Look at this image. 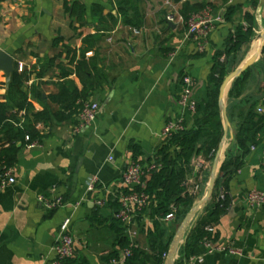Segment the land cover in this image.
<instances>
[{
  "label": "crops",
  "instance_id": "0c3cea01",
  "mask_svg": "<svg viewBox=\"0 0 264 264\" xmlns=\"http://www.w3.org/2000/svg\"><path fill=\"white\" fill-rule=\"evenodd\" d=\"M66 1L86 7L83 22L66 12ZM250 1L138 0L143 24L135 29L124 24L111 0H0V50L14 57L17 72L21 65L23 71L32 73L28 86L35 94L29 99L36 111L45 104L36 96L46 100L57 93L63 73H71L70 79L82 88L66 59L67 48L79 51L83 39L98 30L105 35L97 52L108 78V85L90 99L98 102L101 110L93 123L82 125L79 117L53 120L49 126H42V143L20 151L14 167L16 183L0 191V264L50 263L55 258L60 226L68 218L76 241L75 256L68 264H108L118 248L115 222L121 209L120 185L127 166L136 162L133 147L139 150L138 162L155 161L165 144L163 129L178 112L186 74L192 78L195 100L205 109L214 57L222 53L221 61L226 59L228 40L239 26H251L253 36L249 46L240 48L241 62L234 71L258 53L264 32V0H258L257 7ZM186 4L187 14L210 6L224 16V23L212 33L204 52H198L184 25L166 20L170 12L181 13ZM94 5L103 7L102 14L94 13ZM239 6L242 8L229 13ZM246 15H251L252 25ZM57 38L63 41L55 46ZM94 52H88L87 58ZM231 88L224 97L230 126L227 135L224 126L216 179L229 154L234 159L240 157L243 166L225 190L227 213L212 226V234L218 236L211 241L213 249L199 247L187 264H197V257L203 264H264V204L252 207L248 200L252 191L264 193V114L258 113L264 108L263 53L251 67L240 94L231 97ZM8 91L5 74L0 71V102H8ZM46 105L52 106L48 101ZM198 117L186 113V126L192 128ZM248 119L249 140L239 149L235 137ZM214 162L204 161L200 192L193 193L191 212L206 195ZM92 185L95 190L90 192ZM42 196L49 202L63 198L65 203L48 209L40 201ZM182 224L163 221L164 243L172 237V246ZM151 225L148 213L142 210L124 224L129 242L147 253L151 251L147 234ZM128 230L135 234L132 238Z\"/></svg>",
  "mask_w": 264,
  "mask_h": 264
},
{
  "label": "trees",
  "instance_id": "16d2710c",
  "mask_svg": "<svg viewBox=\"0 0 264 264\" xmlns=\"http://www.w3.org/2000/svg\"><path fill=\"white\" fill-rule=\"evenodd\" d=\"M111 2L116 6L117 13L123 18L124 24L135 29L141 28L143 19L138 0H111ZM250 5L257 7L258 0H251ZM187 7H189L188 4L184 5V10L181 12V15L186 18L206 6L199 7L190 14L185 11ZM241 8V6L231 8L229 13ZM93 9L96 15L102 14L104 10L100 5H94ZM65 10L71 17L77 16V20L83 22L86 12L84 5L77 2L70 5L66 1ZM112 18L114 17L112 16ZM245 19L249 25H252L251 15H246ZM104 36L101 30H98L96 34L87 35L83 39V45L79 51L67 48L66 59L68 64L74 67L73 73L80 80L82 88H79L75 81L70 79L71 73H63L60 75L57 93L49 95L46 100H43L40 94L36 96L37 99L42 100L43 104L45 103L41 111H36L29 99L30 94H35L33 89L28 86L32 73L16 71L13 75L8 91V102H0V176H3L7 169L17 165L18 155L24 147L42 143L45 134L38 129L39 125L45 127L49 126L53 120L64 122L79 117L91 97L108 85L106 70L101 66L97 52V47ZM252 36L251 26L244 27L242 25L236 29L228 40L226 59L221 61V57L224 55L222 53L214 57L215 64L209 78V101L205 109L198 105L197 115L200 117L197 118L192 128L186 126L184 131L165 141V144L159 149L155 161L162 165L161 170L151 173L145 179L144 187L138 189L144 191L150 199L148 207L142 211L147 212L152 221L147 232L151 251L147 253L134 247L131 257L125 264H165L170 252L172 237L164 243L162 239V236L165 235L162 227L163 221L170 213L174 212V221L179 224L183 223L193 208L195 199L193 193L203 172V170L196 169L194 162L200 157H204L206 162L210 163L216 159L224 137V124L219 102L221 87L231 72L229 66H231L232 56L235 57L239 53L242 45L249 46ZM62 41V38H57L54 45L57 46ZM91 51H95L94 56L87 58V53ZM262 53L264 59V47ZM250 71L251 68L232 84L231 97L240 94ZM47 101L52 106L46 105ZM22 113L24 114L22 115ZM249 120L240 128L235 137V145L239 149L246 146L249 140L251 122ZM132 153L133 160L138 162L139 150L133 147ZM242 166L243 161L240 157L234 159L230 154L228 155L216 179L212 198L195 216L181 246L180 258L175 264H187L196 255L197 249L203 246L205 239L213 241L218 237L216 234L208 232L207 228L217 225L227 213L228 196L225 194V190L232 177ZM220 191H223L222 196ZM115 223L118 226V248L111 257L117 256L119 250L127 249L131 245L124 232L122 221L117 219Z\"/></svg>",
  "mask_w": 264,
  "mask_h": 264
},
{
  "label": "built area",
  "instance_id": "2783aa9c",
  "mask_svg": "<svg viewBox=\"0 0 264 264\" xmlns=\"http://www.w3.org/2000/svg\"><path fill=\"white\" fill-rule=\"evenodd\" d=\"M166 20L171 24H181L186 27L189 39L196 43L198 52H204L208 45V39L212 33L224 23V16L220 13H216L210 6H206L204 9L190 14L187 18L182 16L181 13L174 11L170 12ZM19 72H23V67L20 65ZM178 112L171 116L167 121L165 128L163 129L164 141L172 139L178 133L186 129L185 114L189 113L197 115L198 103L193 96V81L190 75L186 74L182 79V92L177 102ZM100 104L96 101H90L85 104L80 115L79 120L82 125L93 123L99 116ZM259 114H264V108L258 109ZM24 113H22L23 115ZM38 129L43 131L42 125L38 126ZM29 140V137H27ZM255 147H251L254 150ZM264 165V164H263ZM162 165L156 163V161L142 163L132 162L130 163L123 173L122 181L120 185V204L121 209L117 214V219L121 220L123 224L127 225L131 222L132 216L138 210H142L149 205V196L144 191L138 189L144 187L145 179L153 172L161 170ZM0 191L16 183V177L14 168L7 169L3 176H0ZM95 186L89 187V191L93 192ZM195 193L200 192V186H196ZM249 203L252 207H259L264 204V193L261 191H252L248 197ZM40 201L44 202L48 209H55L62 206L65 202L63 198H58L54 202L47 201L43 196L40 197ZM102 204V202H99ZM175 219V214L170 213L165 220L172 221ZM72 221L71 219H65L60 226L56 244L54 247L55 258L48 264H68V262L74 258L76 253V241L71 232ZM207 231L212 233L214 228L212 226L207 228ZM135 234L128 230V236L132 238ZM203 246L213 249L211 240L205 239ZM134 245L131 243L130 247L124 250H119L118 255L111 257L108 264H125L127 259L132 255V249ZM222 251H227L224 246L219 247ZM235 253V251H230ZM196 259V258H195ZM197 264H203V259L198 258Z\"/></svg>",
  "mask_w": 264,
  "mask_h": 264
},
{
  "label": "water",
  "instance_id": "95a60500",
  "mask_svg": "<svg viewBox=\"0 0 264 264\" xmlns=\"http://www.w3.org/2000/svg\"><path fill=\"white\" fill-rule=\"evenodd\" d=\"M260 37L262 39V45H261L262 47L259 49L258 53H256L254 56L248 58L236 71L231 73L224 80V82L222 84L219 102H220V108H221L223 119H224V126H225V134L226 135L228 134V129H229L230 123H229V120H228V117L226 114V110L224 107L225 94L228 91V89L232 86V84L239 77H241L245 71H247L249 68H251L256 63L258 58L260 57L262 50H263V47H264V32L261 34ZM15 65H16V61H15L14 57H12L8 53L4 52L3 50H0V71L5 74L6 85L8 88L10 87V85L12 83L13 75L16 73ZM223 146L224 145H221V147L219 148V150L217 152L216 159L214 162L213 171H212V175H211L210 181L208 183L206 195L203 198V200L201 201L200 205H198V207H196L188 215V217L184 220L180 230L177 233L175 241L173 242V244L170 248V252H169V255L165 261V264H175L176 258H177V252H178L181 244L183 243V241L186 238L187 231L190 228L193 219L195 218V216L197 215L198 212L203 210V208L208 204V202L212 198L215 183H216V176H217V172H218L219 161H220L221 154L223 151ZM76 184H77V177H75V179H74V185H76Z\"/></svg>",
  "mask_w": 264,
  "mask_h": 264
},
{
  "label": "rangeland",
  "instance_id": "374dc122",
  "mask_svg": "<svg viewBox=\"0 0 264 264\" xmlns=\"http://www.w3.org/2000/svg\"><path fill=\"white\" fill-rule=\"evenodd\" d=\"M240 57H241L240 54H237L235 57H234V55L232 56V58H231V66H229V68H231V70H230L231 73L234 72V70H235L234 68L236 66L238 67V64L241 62L240 59H239ZM221 113H222V111H221ZM222 119H223V115H222ZM223 124H224V119H223ZM204 161H205V163H207L204 157H200L199 159L195 160L194 165H195L196 169H198V171L199 170L200 171L204 170V167H205Z\"/></svg>",
  "mask_w": 264,
  "mask_h": 264
}]
</instances>
